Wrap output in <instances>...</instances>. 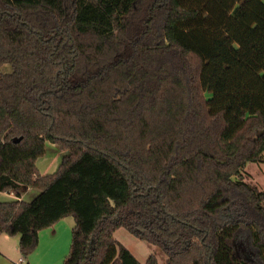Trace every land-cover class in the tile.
<instances>
[{"label": "trees", "instance_id": "1", "mask_svg": "<svg viewBox=\"0 0 264 264\" xmlns=\"http://www.w3.org/2000/svg\"><path fill=\"white\" fill-rule=\"evenodd\" d=\"M263 154L264 0H0V235L23 258L72 217L62 264H141L120 228L165 264H264Z\"/></svg>", "mask_w": 264, "mask_h": 264}, {"label": "crops", "instance_id": "2", "mask_svg": "<svg viewBox=\"0 0 264 264\" xmlns=\"http://www.w3.org/2000/svg\"><path fill=\"white\" fill-rule=\"evenodd\" d=\"M35 166L41 176L53 174L58 167L56 165L50 171L52 165ZM243 172V181L245 183L255 186L260 191H264V163H249L245 166ZM35 192V190L27 189L19 200L30 202L37 195V192ZM6 195L7 200L1 202L15 199L13 195ZM74 225L73 218L66 217L52 227L41 230L38 233V245L36 249L24 259L21 258L19 253V237L0 235V264H62L69 252L67 245L70 246L71 230ZM50 253L52 256L47 258Z\"/></svg>", "mask_w": 264, "mask_h": 264}, {"label": "rangeland", "instance_id": "3", "mask_svg": "<svg viewBox=\"0 0 264 264\" xmlns=\"http://www.w3.org/2000/svg\"><path fill=\"white\" fill-rule=\"evenodd\" d=\"M1 71L8 72L10 71V67L6 65ZM63 155H65V153L61 151L59 147L46 144V153L42 158L37 160L36 165H52V168H50L51 171L56 165H59ZM4 200H7V195L1 193L0 202ZM113 238L123 245L141 264H145L150 256L155 259L157 264L166 263L167 256L159 247L136 239L122 228L118 229L113 234ZM69 247L70 246L67 245V248ZM50 256H52L51 253L48 254L47 258H50ZM21 258L23 257L21 256Z\"/></svg>", "mask_w": 264, "mask_h": 264}, {"label": "water", "instance_id": "4", "mask_svg": "<svg viewBox=\"0 0 264 264\" xmlns=\"http://www.w3.org/2000/svg\"><path fill=\"white\" fill-rule=\"evenodd\" d=\"M19 141H20V139H17V140H15L14 142H15V143H18Z\"/></svg>", "mask_w": 264, "mask_h": 264}, {"label": "built area", "instance_id": "5", "mask_svg": "<svg viewBox=\"0 0 264 264\" xmlns=\"http://www.w3.org/2000/svg\"><path fill=\"white\" fill-rule=\"evenodd\" d=\"M22 262V261H21Z\"/></svg>", "mask_w": 264, "mask_h": 264}]
</instances>
